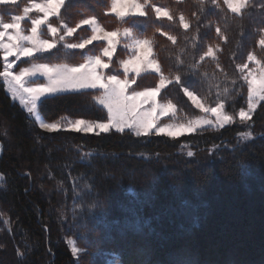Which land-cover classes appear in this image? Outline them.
<instances>
[{
  "label": "trees",
  "instance_id": "obj_1",
  "mask_svg": "<svg viewBox=\"0 0 264 264\" xmlns=\"http://www.w3.org/2000/svg\"><path fill=\"white\" fill-rule=\"evenodd\" d=\"M151 3L169 9L175 19L157 20L149 8L148 17H127L121 24L113 14L105 15L109 0H74L61 16L70 26L95 16L108 31L132 28L137 37L153 39L165 75L175 74L179 55L180 74L194 94L215 106L219 93L227 101L225 111L234 116L246 109L247 85L237 65L247 64L249 53L264 62V47L258 43L264 0H249L240 17L223 0L219 8L211 0L203 5L199 0ZM28 4L18 0L0 6L4 22ZM181 14L187 30L180 25ZM50 22L58 23L55 17ZM157 27L176 36L177 44ZM217 27L226 41L217 36ZM81 31L68 39H84ZM210 45L219 46L217 59L206 57L197 64ZM101 48L96 43L67 55L53 49L43 54L47 61L38 62L75 65L85 53L100 55ZM126 55L119 48L105 74L123 78L118 67ZM157 81L156 75L143 74L130 90L154 88ZM225 88L230 95H224ZM93 94L100 93L44 98L39 114L48 123L63 118L104 122L107 114ZM158 100L176 106L178 122L198 116L179 85L163 89ZM249 130L253 139L241 141L239 133ZM0 175V264H104L108 255L120 264H264V103L247 124L235 121L176 138L50 133L29 119L0 82ZM69 241L84 250L78 259Z\"/></svg>",
  "mask_w": 264,
  "mask_h": 264
},
{
  "label": "snow or ice",
  "instance_id": "obj_2",
  "mask_svg": "<svg viewBox=\"0 0 264 264\" xmlns=\"http://www.w3.org/2000/svg\"><path fill=\"white\" fill-rule=\"evenodd\" d=\"M74 0H29L28 6L23 7L22 14H11V22H4L3 12H0V60H2V70H0V82L10 93L13 100H18L31 117H35L36 123L40 128L47 132H56L61 130L58 122L46 123L38 113V102L44 103L42 98L52 97L57 93L67 91H81L85 89H101L99 95L93 94L95 104L101 106L108 113L107 122L89 123L83 119H77L74 122L69 121L63 130L74 132H85L100 135L114 129L116 132L123 133L125 128L130 129L137 137L147 136L155 129L156 135L174 136L177 133L195 132L199 128L211 126L213 128H224L225 125L235 122V116L239 117L242 124L251 121L253 114L258 106L264 101V62L249 53L247 60L256 67L248 69V64L237 65L241 72V79L247 85V110L241 109L234 115L225 111L226 100L218 99L215 106H209L206 99L198 97L190 86L183 81L180 74V67L183 60L177 56V69L175 74L165 75L164 70L153 52L154 41L151 38H139L133 33V29L125 27L122 30L117 28L107 31L99 23L95 16L81 19L75 26H70L61 16V9L66 6H72ZM212 4L217 8L220 7L218 0H211ZM17 0H0V6L15 5ZM203 5L205 0H199ZM110 7L105 15L113 14L117 21L121 24L126 23L127 17H148V9L155 14V18L160 20L162 17L173 21L175 18L169 9L156 6L151 0H109ZM223 4L228 11L235 16H242L243 10L248 6L249 0H223ZM7 11V8H5ZM38 13L31 16V13ZM55 17L57 24L50 22V18ZM30 20L31 27L25 29L22 24L25 20ZM181 27L185 30L189 28V24L185 21L183 14L179 17ZM88 26L91 35L86 39H80L72 42L70 37L77 32L82 26ZM46 29V33H45ZM161 36H167V39L173 45L177 44V37L156 28ZM217 36L221 40L226 41V37L219 27L216 28ZM51 37V39L47 38ZM126 38L130 41L126 45L131 50V55L125 60L119 61V66L123 70L124 78L121 79L115 72L105 74L103 71L110 67L113 62V53L120 43V38ZM93 41H104L100 55H83V63L72 65L63 62L49 63L38 62L47 61L44 53L52 52L53 49L60 51L63 49L65 55L73 50H83L88 45H92ZM258 43L264 46V38ZM92 50L89 49V52ZM220 51L219 46H208L207 50L200 56L199 62L205 60L206 57L216 60V53ZM108 57L105 62L103 57ZM10 57H15L10 60ZM25 58L29 63L28 67H19L18 61ZM35 57V60L32 58ZM14 66L19 67V71H14ZM219 67V65L217 64ZM193 69L197 65L191 66ZM134 76H129V73ZM142 73H155L158 77V84L154 88L137 91L131 86L137 82V78ZM206 75V74H205ZM39 77H43L45 82H40ZM235 84V81H233ZM179 85L184 95L193 103V105L204 113V116L189 119L187 123L166 124L159 126L157 121L162 116H167L169 112L175 113L176 106L168 101L166 103H158L156 97L160 94L161 89L169 85ZM224 95H230V90L225 88ZM149 105L145 108L144 105ZM210 114V116L208 115ZM210 117H215V120ZM242 140H252V132L246 131L239 133ZM192 157L193 152L187 153ZM4 177L0 175V180ZM7 224L8 222L5 221ZM84 251L78 248L75 242L71 244V252L74 257H78ZM18 256L22 255L19 251ZM117 264V262H114Z\"/></svg>",
  "mask_w": 264,
  "mask_h": 264
},
{
  "label": "rangeland",
  "instance_id": "obj_3",
  "mask_svg": "<svg viewBox=\"0 0 264 264\" xmlns=\"http://www.w3.org/2000/svg\"><path fill=\"white\" fill-rule=\"evenodd\" d=\"M17 2H18V0H17ZM28 6V5H27ZM22 14V13H21ZM31 16H36V15H38V13H35V12H33V13H31L30 14ZM53 18V17H52ZM163 18V17H162ZM51 19V18H50ZM9 22H11V20L9 21ZM26 23V24H25ZM77 24V23H76ZM22 27L23 28H25L26 30L27 29H29L30 27H31V23H30V20H25L24 22H23V24H22ZM80 29H82V33L83 34H86V37L84 38V39H86L88 36H90L91 35V31H90V29L88 28V26H86V25H84V26H82ZM80 29H77V32L80 30ZM108 31V30H107ZM77 32L76 33H74L73 34V36L72 37H74V35L75 34H77ZM45 33H46V29H45ZM72 37H70V38H72ZM47 38H49V39H51V37H47ZM262 38H264V32H263V37ZM96 43H100V44H102V47L105 45V42L104 41H93V44H96ZM128 43H130V41L128 40V39H126V38H123V37H121L120 38V43L117 45V49H116V51L119 49V48H123L124 50H126L127 51V55H126V57L123 59V60H125V59H127L128 57H129V55H131V50L128 48V47H126V45L128 44ZM92 44V45H93ZM92 45H88V46H86V48H88V47H90V46H92ZM260 45V44H259ZM261 46V45H260ZM262 47H264V46H262ZM85 48V49H86ZM102 49V48H101ZM77 50H79L80 51V49H77ZM77 50H73V51H77ZM84 50V49H83ZM116 51L113 53V57H114V55H115V53H116ZM101 53H102V50H101ZM100 53V54H101ZM44 54H46V53H44ZM112 57V58H113ZM10 60H14L15 59V57H10L9 58ZM103 59H104V61L105 62H108V57H103ZM23 61H26V59L25 58H21V61H18L17 62V64L19 65V67H28V66H30V65H25V66H21V63L23 62ZM84 62V61H83ZM82 62V63H83ZM78 64H80V63H77V64H75V65H78ZM247 64H248V69H245V74L247 73V71L248 70H250V69H253V68H255L256 66L254 65V64H252L251 62H247ZM19 67H15L14 66V71H19ZM110 68V67H109ZM109 68H107V69H104L103 71L104 72H106ZM118 71H120L122 74H123V76H124V73H123V70L120 68V66L118 67ZM143 74H154V75H156L155 73H142L141 75H143ZM129 76L131 77V76H134V73H129ZM124 78V77H123ZM123 78H121V79H123ZM39 79V81L40 82H45L44 81V78L43 77H39L38 78ZM157 84H158V81H157V83H156V86H157ZM155 86V87H156ZM132 87V86H131ZM4 89H5V87H4ZM163 89H165V88H163ZM163 89H161V92H162V90ZM144 90H146V89H144ZM5 91H6V89H5ZM85 91H98L99 93L102 91L101 89H85V90H81V91H79V92H85ZM129 91H131L130 89H129ZM141 91V90H140ZM78 91H67V92H63V93H57V94H55L54 96H56V95H61V94H67V93H79ZM160 92V93H161ZM6 93H7V95L12 99V97H11V95H10V93H8L7 91H6ZM160 95V94H159ZM159 95L156 97V100H157V102L158 103H162V102H160L159 100H158V98H159ZM53 97V96H52ZM47 98H49V97H47ZM187 98V97H186ZM42 99H44V98H42ZM13 100V99H12ZM187 100L190 102V104L194 107V109H196L197 111H198V116L197 117H201V116H204L205 114L204 113H201L200 112V110L198 109V108H196L194 105H193V103L187 98ZM15 103H17L24 111H25V113L27 114V116L29 117V119L38 127V128H40V126H39V124L38 123H36V121H35V117H31L30 115H29V113L24 109V107L20 104V102L18 101V100H13ZM39 103L40 102H38V106H39ZM262 103H264V101H262L261 102V104ZM99 106V105H98ZM100 108H102L101 106H99ZM144 107L145 108H148L149 107V105H147V104H145L144 105ZM258 108H259V106H258ZM258 108H257V110H258ZM103 109V108H102ZM38 110V109H37ZM105 110V109H104ZM245 110H247V108L245 109ZM256 110V111H257ZM105 112H106V114H107V117H108V113H107V111L105 110ZM38 113H39V111H38ZM209 116H210V114H208ZM254 115V114H253ZM39 116H40V114H39ZM40 118L42 119V117L40 116ZM211 119H213V121L215 120V117H210ZM43 120V119H42ZM44 121V120H43ZM69 121H72V122H74L75 120H70V119H68V118H63L62 120H59V121H57L60 125H61V130L60 131H66V130H63L64 128H66V126H67V124H68V122ZM86 121V120H85ZM235 121H239V117L238 116H235ZM44 122H46V121H44ZM87 122H89V123H92V121H87ZM104 122H107V120L106 121H104ZM46 123H48V122H46ZM53 123H55V122H53ZM157 123H158V125L159 126H164V125H166V124H180L181 122H178V121H176V119H175V113H172V112H169V114L167 115V116H162V117H160L159 118V120L157 121ZM184 123H187V122H184ZM232 124V123H231ZM228 125H230V124H228ZM228 125H225V127L226 126H228ZM40 129H42V128H40ZM205 129H213V130H217V129H222V128H219V127H216V128H213V127H211V126H205V127H203V128H199V129H197L195 132H198V131H201V130H205ZM42 130H44V129H42ZM45 131V130H44ZM116 132L114 129H112V130H110L109 132ZM71 132H74V131H71ZM124 132H129V133H132L133 134V132L130 130V129H127V128H125V131ZM195 132H192V133H188V132H182V133H177L176 135H174V136H168V135H164V134H161V135H163V136H167V137H170V138H176V137H180V136H183V135H190V134H194ZM80 133H83V134H93V133H85V132H80ZM108 133V132H107ZM117 133H119V132H117ZM150 134H155V129H153L151 132H150ZM149 134V135H150ZM134 135V134H133ZM241 141H244V142H246V141H248V140H242L241 139ZM72 242L73 241H69L68 242V245H69V248H70V250H71V244H72ZM82 252L80 253V255L78 256V257H75L76 259H78L80 256H82ZM104 262V264H114V262H117V264H120V262H119V260H118V258L116 257V256H114V255H108V256H105L104 257V260H103Z\"/></svg>",
  "mask_w": 264,
  "mask_h": 264
}]
</instances>
